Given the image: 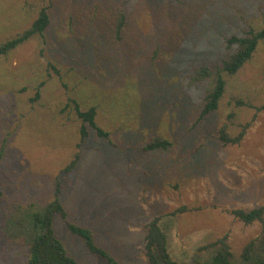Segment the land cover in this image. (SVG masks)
I'll use <instances>...</instances> for the list:
<instances>
[{
    "label": "rangeland",
    "instance_id": "374dc122",
    "mask_svg": "<svg viewBox=\"0 0 264 264\" xmlns=\"http://www.w3.org/2000/svg\"><path fill=\"white\" fill-rule=\"evenodd\" d=\"M41 9L43 35L0 57V264H26L5 222L53 200L57 182L66 216H53V230L77 264L105 263L68 224L88 229L119 264H147L145 226L155 218L173 260L206 258L200 249L226 236L241 264L264 230V217L245 225L231 214L264 205V40L225 76L218 109L202 119L211 80L194 78L221 69L229 38L263 27L264 0H0V44ZM73 102L95 108L107 140L90 128L80 140ZM223 124L231 137L250 126L223 145ZM157 139L170 147L146 151Z\"/></svg>",
    "mask_w": 264,
    "mask_h": 264
},
{
    "label": "trees",
    "instance_id": "16d2710c",
    "mask_svg": "<svg viewBox=\"0 0 264 264\" xmlns=\"http://www.w3.org/2000/svg\"><path fill=\"white\" fill-rule=\"evenodd\" d=\"M123 17V15L120 16L119 24L116 27V36L120 34L124 26L125 20ZM49 22L47 11L41 9L28 29L0 44V57L14 51L32 37L42 36L49 26ZM263 40L264 24L260 30L250 31L244 37H231L227 40V46H234V50L223 61L221 69L211 72L208 68H201L196 72L194 79L197 81L207 78L211 80L210 88L203 100L199 119L213 114L218 109L219 102L225 92V76L230 77L237 74L251 60L259 43ZM37 97L38 94H36ZM73 104L75 113L81 122L79 128L80 140L83 141L88 136L87 128L93 130L99 139L107 140L108 133L104 132L95 123V108L81 111L76 103L73 102ZM231 118H233V115H230L228 119ZM249 126L250 124L241 126V131L235 137H231L228 134V124H223L218 130V140L223 145H236L241 142ZM169 147L170 144L167 141L157 139L148 144L145 150H167ZM78 157V155L75 156L76 161ZM74 165L75 160L64 171L71 170ZM58 186L57 182L54 198L45 206L37 207L31 204L25 208H18L16 213L9 216L5 222L8 235L26 246V264H77L67 254L62 243L55 237L53 230V216L59 215L61 218L66 216L58 198ZM1 199L2 193L0 191ZM231 214L245 225L254 222L263 223L264 205L249 211L234 210ZM67 228L72 235L81 239L90 254L100 258L105 264H119L108 252L96 246L93 235L88 229L73 224H68ZM143 250L147 264H184L173 260L170 256L167 249V237L160 225L159 218L152 219L146 224ZM201 250L207 253V257L202 258V256L196 255L188 264H233V257L226 236L203 247ZM241 264H264V230L258 238L245 245L241 254Z\"/></svg>",
    "mask_w": 264,
    "mask_h": 264
}]
</instances>
